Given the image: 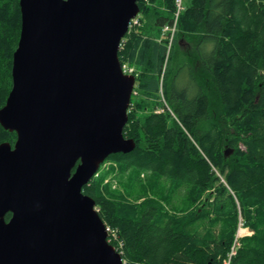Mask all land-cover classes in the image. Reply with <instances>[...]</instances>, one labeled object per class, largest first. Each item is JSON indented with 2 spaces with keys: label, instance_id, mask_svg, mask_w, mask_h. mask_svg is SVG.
<instances>
[{
  "label": "trees",
  "instance_id": "16d2710c",
  "mask_svg": "<svg viewBox=\"0 0 264 264\" xmlns=\"http://www.w3.org/2000/svg\"><path fill=\"white\" fill-rule=\"evenodd\" d=\"M139 6L119 49L137 78L124 128L136 147L111 154L83 192L125 264H222L240 212L254 233L232 264H264V0H189L170 47L175 0ZM21 25L20 0H0V108ZM16 139L0 124V144Z\"/></svg>",
  "mask_w": 264,
  "mask_h": 264
},
{
  "label": "water",
  "instance_id": "95a60500",
  "mask_svg": "<svg viewBox=\"0 0 264 264\" xmlns=\"http://www.w3.org/2000/svg\"><path fill=\"white\" fill-rule=\"evenodd\" d=\"M140 1L20 0L0 108L17 134L0 144V264H124L83 187L111 154L136 147L124 128L137 78L119 49Z\"/></svg>",
  "mask_w": 264,
  "mask_h": 264
},
{
  "label": "built area",
  "instance_id": "2783aa9c",
  "mask_svg": "<svg viewBox=\"0 0 264 264\" xmlns=\"http://www.w3.org/2000/svg\"><path fill=\"white\" fill-rule=\"evenodd\" d=\"M176 2V13L174 16V20L172 23L165 25L162 28V37L164 38H169V44L168 47H170L171 42L173 41L175 34L177 32V27H178V18L179 15L181 13V11L183 10V0H175ZM141 24V15L138 14L136 17H134L131 22H130V26H129V30H131L135 25H140ZM121 46H122V42H121ZM123 69L125 72L127 73H133V68L129 67L128 65H123ZM106 230L108 232V240L110 242H112V238L115 237L116 238V234L115 231L111 229V227L107 226ZM238 243H235L234 246L236 247ZM116 247V249L122 253V248H123V243L120 241L119 245H114ZM125 264V261H124Z\"/></svg>",
  "mask_w": 264,
  "mask_h": 264
},
{
  "label": "bare ground",
  "instance_id": "6f19581e",
  "mask_svg": "<svg viewBox=\"0 0 264 264\" xmlns=\"http://www.w3.org/2000/svg\"><path fill=\"white\" fill-rule=\"evenodd\" d=\"M183 6H184V4H183ZM246 218H245V215L243 216L240 212L239 218L237 219L238 220V227H237L235 237H234V241H233L234 244L238 243L239 245L237 244L236 247L233 245L231 246L230 250L228 251L227 258L224 260V262L222 264H232V260L237 253V248H238V246H240L241 240L244 237L249 236L253 233L252 230L250 229V227L246 225L247 224ZM243 228H245V229H243ZM108 237H109V235H108ZM119 240H120V238H119Z\"/></svg>",
  "mask_w": 264,
  "mask_h": 264
},
{
  "label": "rangeland",
  "instance_id": "374dc122",
  "mask_svg": "<svg viewBox=\"0 0 264 264\" xmlns=\"http://www.w3.org/2000/svg\"><path fill=\"white\" fill-rule=\"evenodd\" d=\"M189 3V0H184V5H187ZM243 214V216H244V213H242ZM246 218V217H245ZM112 230H114L115 231V234H116V238L115 237H113L112 238V244H114V245H119V243H120V240H119V237H118V234H117V231L115 230V229H113V228H111ZM243 229H245V228H243ZM248 229V228H247ZM252 232L254 233V231L252 230ZM252 233V234H253ZM251 234V235H252ZM250 236V235H249Z\"/></svg>",
  "mask_w": 264,
  "mask_h": 264
}]
</instances>
